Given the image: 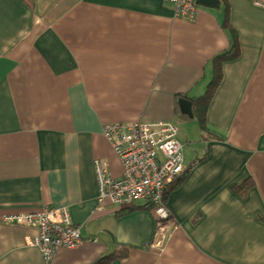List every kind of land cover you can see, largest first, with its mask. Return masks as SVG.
Instances as JSON below:
<instances>
[{
  "label": "crops",
  "instance_id": "crops-1",
  "mask_svg": "<svg viewBox=\"0 0 264 264\" xmlns=\"http://www.w3.org/2000/svg\"><path fill=\"white\" fill-rule=\"evenodd\" d=\"M220 1L184 20L165 0H0V264H264V0ZM218 57L202 132L181 100ZM139 121L175 122L188 151L163 235L150 206L98 200L95 162L123 174L103 126ZM45 207L84 239L51 263L4 221Z\"/></svg>",
  "mask_w": 264,
  "mask_h": 264
},
{
  "label": "built area",
  "instance_id": "built-area-1",
  "mask_svg": "<svg viewBox=\"0 0 264 264\" xmlns=\"http://www.w3.org/2000/svg\"><path fill=\"white\" fill-rule=\"evenodd\" d=\"M172 5L175 17L195 18L197 0H165ZM105 137L118 155L123 174L115 178L107 164L95 162L100 203L109 201L118 208L139 204L152 208L159 234L166 232L171 213L166 204L168 188L186 173L184 147L179 141V127L173 121H139L103 126ZM5 222L36 228L38 234L28 244L37 247L47 263L60 250H75L84 239L80 226L73 223L65 208H42L38 212L6 216Z\"/></svg>",
  "mask_w": 264,
  "mask_h": 264
},
{
  "label": "trees",
  "instance_id": "trees-1",
  "mask_svg": "<svg viewBox=\"0 0 264 264\" xmlns=\"http://www.w3.org/2000/svg\"><path fill=\"white\" fill-rule=\"evenodd\" d=\"M224 61L223 57H218L215 59L214 61V70H215V74L213 77V80L209 86L208 92L205 95V97L201 98L200 100H195L193 101L194 103V120H197L199 122V125L202 129V132L206 131V113H207V108L208 105L211 101V99L213 98V95L215 93V89L217 88L218 84L221 82L222 80V63ZM204 136V134H203ZM245 189H249L250 184H246L245 186H242ZM103 261L105 260H100L98 261L97 264H102L104 263Z\"/></svg>",
  "mask_w": 264,
  "mask_h": 264
},
{
  "label": "water",
  "instance_id": "water-1",
  "mask_svg": "<svg viewBox=\"0 0 264 264\" xmlns=\"http://www.w3.org/2000/svg\"><path fill=\"white\" fill-rule=\"evenodd\" d=\"M197 4L203 8L219 10L221 7L220 0H197ZM183 106V112L193 118L192 105L193 103L189 100H181Z\"/></svg>",
  "mask_w": 264,
  "mask_h": 264
},
{
  "label": "rangeland",
  "instance_id": "rangeland-1",
  "mask_svg": "<svg viewBox=\"0 0 264 264\" xmlns=\"http://www.w3.org/2000/svg\"><path fill=\"white\" fill-rule=\"evenodd\" d=\"M181 142V141H180ZM182 143V142H181ZM182 145H184L183 143H182ZM187 148H186V146H184V150H183V154H184V158H186V156H187Z\"/></svg>",
  "mask_w": 264,
  "mask_h": 264
}]
</instances>
